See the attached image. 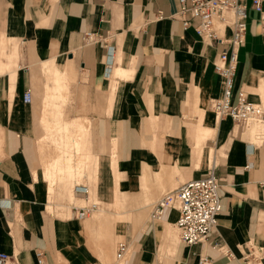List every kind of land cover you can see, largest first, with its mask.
<instances>
[{
	"label": "crops",
	"instance_id": "crops-1",
	"mask_svg": "<svg viewBox=\"0 0 264 264\" xmlns=\"http://www.w3.org/2000/svg\"><path fill=\"white\" fill-rule=\"evenodd\" d=\"M239 1L248 27L234 96L264 107V20L253 0ZM180 7L0 0V250L19 264H264V115L247 127L214 115L215 61L227 44L185 27ZM97 89L112 98L110 115H97ZM214 144L222 210L208 238L189 245L177 207L150 213L210 169ZM97 198L125 209L72 215ZM121 237L128 249L118 258Z\"/></svg>",
	"mask_w": 264,
	"mask_h": 264
},
{
	"label": "built area",
	"instance_id": "built-area-1",
	"mask_svg": "<svg viewBox=\"0 0 264 264\" xmlns=\"http://www.w3.org/2000/svg\"><path fill=\"white\" fill-rule=\"evenodd\" d=\"M183 24L193 27L197 34L206 40L224 42L227 47L221 51L215 61V70L222 78V93L211 100V107L218 117H230L237 124L246 126L250 120L260 119L264 107L248 98L244 91L234 96L235 75L239 62V51L245 43L248 27L247 6L239 0H179ZM264 0H253V6L261 12L264 20ZM231 33L226 34V29ZM88 41L95 39V34L86 32ZM25 102H31L32 90L27 88L23 94ZM220 178L214 167L202 176L191 178L177 188L161 196L150 213L151 219L161 218L171 207L178 208L176 226L180 239L186 244H195L208 238L215 230L222 210ZM88 192L87 186L83 188ZM100 207L97 201L75 207L72 215L85 218ZM128 244H117V257L122 258ZM222 249V246H220ZM232 255L229 250H223ZM207 258H203V262ZM41 261V259H40ZM0 264H19L11 254L0 250Z\"/></svg>",
	"mask_w": 264,
	"mask_h": 264
},
{
	"label": "rangeland",
	"instance_id": "rangeland-1",
	"mask_svg": "<svg viewBox=\"0 0 264 264\" xmlns=\"http://www.w3.org/2000/svg\"><path fill=\"white\" fill-rule=\"evenodd\" d=\"M56 75H58L59 76V74H56L55 73V75L54 76H56ZM111 99L112 98H110V95H108L107 93H105L103 90H101V89H97V115L98 114H108V115H110V107H111V104H110V102H111ZM104 100H106L107 102H108V104L107 105H104V104H102L101 102H103ZM105 108H106V111H105ZM214 115H216V114H214ZM216 116H218V115H216ZM216 116H213L214 117V119H215V121H216V119H217V117ZM256 122H259V120H257V119H253V120H250L249 122H248V124L245 126V127H247L249 124H251V123H256ZM200 125V124H199ZM151 126H153V123L151 122V123H149V124H147V128H146V130H149V127ZM198 129V128H197ZM163 130H165V129H163ZM194 141V140H193ZM68 142V144H69V141H67ZM56 144V143H55ZM222 150L218 147V149H217V147H216V145L214 144V147H213V150H211V155L209 156V162L207 163V165L206 166H208V167H211L212 165H213V162H212V155L215 153L216 154V157H217V162L219 161V155L220 154H222V152H221ZM200 156V155H199ZM117 158V155H116V153H114L113 154V160H115ZM97 162L99 163V158L97 157ZM115 164V163H114ZM78 167L79 168H81V163H78ZM199 166H200V164H199ZM116 177H117V179H119V175H116ZM119 183V182H118ZM116 190H118L119 191V186H117V188H116ZM97 202L99 203V205H100V207H99V209L100 208H103V207H107V208H110V209H112V210H115V211H122L123 210V208L125 209V204L124 203H115V204H112V205H107V204H105L104 202H102L101 200L99 201L98 200V198H97ZM101 210V209H100ZM136 217V214H134V222L137 220V218H135ZM125 219H127V217H126V215H122V217H121V220H125ZM136 223V222H135ZM123 237H121V238H119L118 239V242H120V241H123ZM118 242H117V244H118Z\"/></svg>",
	"mask_w": 264,
	"mask_h": 264
},
{
	"label": "bare ground",
	"instance_id": "bare-ground-1",
	"mask_svg": "<svg viewBox=\"0 0 264 264\" xmlns=\"http://www.w3.org/2000/svg\"><path fill=\"white\" fill-rule=\"evenodd\" d=\"M117 72H118V71H117ZM117 72H115L116 75L118 74ZM56 84L58 85V83H56ZM54 90H56V91L58 90L59 92H58V94H57V93L54 91L53 94H52V96H53L54 98H58V97L60 96V94H61V90L58 89V88H56V87H55ZM261 122H262V121H261ZM68 141H69V140H68ZM77 147H78V146H77ZM77 147H76V148H77ZM56 160H57V159H56ZM57 161H58V160H57ZM55 163H56V162H55ZM57 163H58V162H57ZM47 169H48V168H47ZM52 176H54V175H52ZM52 176H51V177H52ZM49 179H50V178H49ZM50 181H51V180H50ZM98 209H99V208H98Z\"/></svg>",
	"mask_w": 264,
	"mask_h": 264
}]
</instances>
